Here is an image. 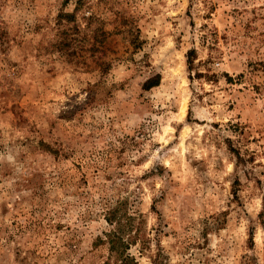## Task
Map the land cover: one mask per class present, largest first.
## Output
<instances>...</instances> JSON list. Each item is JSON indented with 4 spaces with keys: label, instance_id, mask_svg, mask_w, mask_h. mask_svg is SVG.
I'll use <instances>...</instances> for the list:
<instances>
[{
    "label": "rangeland",
    "instance_id": "1",
    "mask_svg": "<svg viewBox=\"0 0 264 264\" xmlns=\"http://www.w3.org/2000/svg\"><path fill=\"white\" fill-rule=\"evenodd\" d=\"M120 251L264 264V0H0V264Z\"/></svg>",
    "mask_w": 264,
    "mask_h": 264
},
{
    "label": "trees",
    "instance_id": "2",
    "mask_svg": "<svg viewBox=\"0 0 264 264\" xmlns=\"http://www.w3.org/2000/svg\"><path fill=\"white\" fill-rule=\"evenodd\" d=\"M115 238H116V240H118L119 242H121V241H120V236H116ZM111 242H112L114 245H115V243H116V242L114 241V239H113V241H111ZM117 257H118V259L120 260V263H119V264H128L129 258H128L127 255H124L122 251H120V252L117 253Z\"/></svg>",
    "mask_w": 264,
    "mask_h": 264
}]
</instances>
